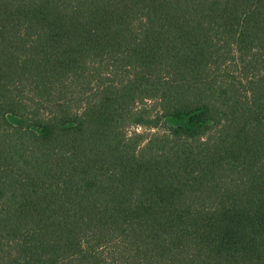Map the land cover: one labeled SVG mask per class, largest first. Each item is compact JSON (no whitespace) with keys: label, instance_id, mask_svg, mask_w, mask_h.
Returning <instances> with one entry per match:
<instances>
[{"label":"trees","instance_id":"trees-1","mask_svg":"<svg viewBox=\"0 0 264 264\" xmlns=\"http://www.w3.org/2000/svg\"><path fill=\"white\" fill-rule=\"evenodd\" d=\"M0 264H264V0H0Z\"/></svg>","mask_w":264,"mask_h":264},{"label":"rangeland","instance_id":"rangeland-1","mask_svg":"<svg viewBox=\"0 0 264 264\" xmlns=\"http://www.w3.org/2000/svg\"><path fill=\"white\" fill-rule=\"evenodd\" d=\"M135 131H137L138 133H143V132H147V133H149V131H145L144 129H140V128H130L129 130H128V134H130V133H133V132H135Z\"/></svg>","mask_w":264,"mask_h":264}]
</instances>
